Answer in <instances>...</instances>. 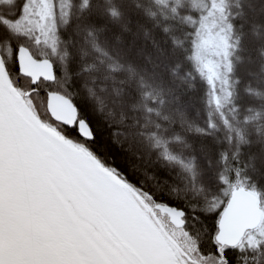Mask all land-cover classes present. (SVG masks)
Returning a JSON list of instances; mask_svg holds the SVG:
<instances>
[{
    "label": "snow or ice",
    "instance_id": "obj_1",
    "mask_svg": "<svg viewBox=\"0 0 264 264\" xmlns=\"http://www.w3.org/2000/svg\"><path fill=\"white\" fill-rule=\"evenodd\" d=\"M0 264H264V0H0Z\"/></svg>",
    "mask_w": 264,
    "mask_h": 264
}]
</instances>
